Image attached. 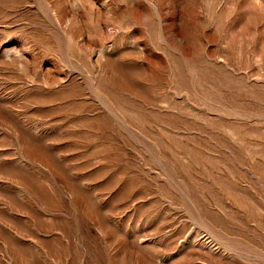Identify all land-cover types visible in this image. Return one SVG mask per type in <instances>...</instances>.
<instances>
[{"label": "rangeland", "instance_id": "1", "mask_svg": "<svg viewBox=\"0 0 264 264\" xmlns=\"http://www.w3.org/2000/svg\"><path fill=\"white\" fill-rule=\"evenodd\" d=\"M0 264H264V0H0Z\"/></svg>", "mask_w": 264, "mask_h": 264}]
</instances>
